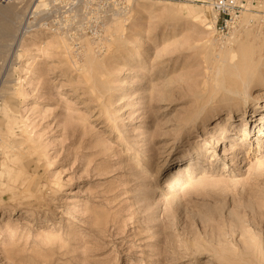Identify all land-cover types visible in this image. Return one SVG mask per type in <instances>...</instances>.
I'll use <instances>...</instances> for the list:
<instances>
[{
  "label": "rangeland",
  "instance_id": "obj_1",
  "mask_svg": "<svg viewBox=\"0 0 264 264\" xmlns=\"http://www.w3.org/2000/svg\"><path fill=\"white\" fill-rule=\"evenodd\" d=\"M245 1L223 38L191 1L0 0V264H264V0ZM242 80L254 116L213 132Z\"/></svg>",
  "mask_w": 264,
  "mask_h": 264
},
{
  "label": "bare ground",
  "instance_id": "obj_2",
  "mask_svg": "<svg viewBox=\"0 0 264 264\" xmlns=\"http://www.w3.org/2000/svg\"><path fill=\"white\" fill-rule=\"evenodd\" d=\"M175 10V9H174ZM171 11H173V10H171ZM173 13L174 12H172V17H173ZM178 14V13H177ZM177 16V19H178V16H180V15H176ZM181 17V16H180ZM179 17V18H180ZM210 24H212L213 25V23H210ZM210 28H213V26H210ZM115 38V37H114ZM116 39H118V37L116 36ZM119 50V49H118ZM89 52V51H88ZM264 62V61H263ZM262 62V63H263ZM261 63V62H260ZM100 66V65H99ZM93 66L90 64L89 65V68L91 69ZM254 68H255V66H254ZM258 68V67H257ZM99 69V68H98ZM260 70V69H259ZM237 71V70H236ZM90 72V71H89ZM234 73V72H233ZM237 74V73H236ZM235 74V75H236ZM239 74V73H238ZM240 76V75H239ZM235 79H236V77H234ZM234 78H231V79H233V80H235ZM244 78H245V76H244ZM239 79V78H238ZM237 79V80H238ZM232 80V81H233ZM236 81V80H235ZM92 82V81H91ZM94 83L96 82V81H93ZM234 82V81H233ZM242 83H243V89L242 90H233V91H235L236 92V95L234 96V98L233 97H231L230 98V100H232L233 99V101H231V102H227V104H226V107H225V109H224V111H222L221 109H215L214 110V115L216 116L214 119H212V120H215V119H218L219 118V115H225L226 117L224 118V120H223V123H220V126H218V127H216V125L215 124H212L211 125V128H214L215 130L213 131V132H215V131H218V130H224L228 125H230V124H232V121H228V120H230L231 119V116H232V108H239V107H241L240 109H241V115H243V116H245L246 117V119L244 120L245 122H243L244 123V125L247 127V119H248V117H253L254 116V114L252 115V114H250V113H248L247 115H246V112L248 111L247 110V108L246 107H244V104H245V102H246V95L248 96V92H249V90H250V83H249V81L247 80H242L241 81ZM87 84V83H86ZM93 84V83H92ZM92 84H90V85H88V86H90V87H88L89 89L90 88H92L93 90H95L93 87H95V88H97L96 86H95V84H94V86L92 85ZM225 84V83H224ZM224 84H222V85H224ZM227 84V83H226ZM237 84V83H236ZM97 85V84H96ZM230 85L232 86V83L230 82ZM262 86H261V92H264V79H263V82H262V84H261ZM230 87V86H229ZM233 87H235L234 86V83H233ZM231 88V87H230ZM236 88V87H235ZM92 89H90V91L91 92H93L94 93V91L92 90ZM97 90V89H96ZM112 91V90H111ZM116 91V90H115ZM258 92V91H257ZM259 93V92H258ZM110 94V93H109ZM263 93H259L258 95H262ZM97 95V94H96ZM109 96V95H108ZM111 96V95H110ZM238 97L239 98H241V101L240 102H238ZM107 98H109V97H107ZM253 100V99H252ZM249 101V100H248ZM204 103V102H203ZM203 105V104H202ZM253 107H254V110L255 111H257V110H259V112L258 113H256L255 114V119H257L259 122H257L258 124H260V125H262L263 124V122L262 123H260L261 121H263L264 120V115H263V113H264V104H263V106L261 107V105L259 106V105H256L255 106V103H254V105H253ZM261 107V108H260ZM202 111H203V107L202 106H199V104H198V109H196V111H195V113H194V115H193V117L191 118L190 117V119H189V121L187 122V124L188 123H190L191 125H195V124H197L196 123V121H197V119H198V117H199V115L202 113ZM206 111V110H205ZM194 112V111H193ZM209 113V112H208ZM192 115V114H191ZM190 115V116H191ZM259 116V117H258ZM205 117H206V115H203L200 119H199V121L200 122H204V119H205ZM187 118H189V117H187ZM252 119V118H251ZM254 121H256V120H254ZM253 121V122H254ZM214 123V122H213ZM206 124L207 123H203L201 126H203L204 128H205V126H206ZM244 126V127H245ZM263 126V125H262ZM248 127H250V124H248ZM264 128V127H263ZM259 129V128H258ZM261 129H259V130H257L258 131V133H257V136H260V135H262L264 132L261 130ZM216 144L218 143V141L216 140V142H215ZM182 171H183V169H181L180 167H178L177 169H175V170H173V173L175 172L177 175H181V173H182ZM147 198V197H146ZM258 245V244H257ZM256 245V246H257ZM255 246V245H254ZM253 246V247H254ZM249 247V246H248ZM261 247V246H260ZM251 248V247H250ZM255 248V247H254ZM259 248V247H258ZM248 249V248H247ZM256 249V248H255ZM254 250V249H253ZM263 250V249H262ZM251 251H252V249H251ZM257 251V250H256ZM256 251L254 252V253H256ZM246 253H248V252H246ZM254 253H252L253 254V256H254ZM210 259H211V256H208ZM252 257V256H251ZM253 258H255V257H253ZM250 259L249 261H251V260H253V261H255V262H257L258 263V261H256V259ZM258 260V259H257ZM253 261H251L252 263H253ZM247 264H248V262H247ZM255 264V263H254Z\"/></svg>",
  "mask_w": 264,
  "mask_h": 264
},
{
  "label": "built area",
  "instance_id": "obj_3",
  "mask_svg": "<svg viewBox=\"0 0 264 264\" xmlns=\"http://www.w3.org/2000/svg\"><path fill=\"white\" fill-rule=\"evenodd\" d=\"M198 3L213 17V29L219 37H226L232 30L235 20L245 8V0H182Z\"/></svg>",
  "mask_w": 264,
  "mask_h": 264
}]
</instances>
